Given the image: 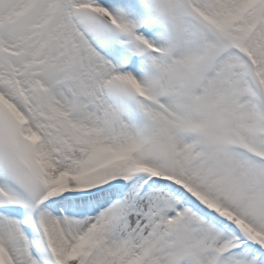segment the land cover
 Returning a JSON list of instances; mask_svg holds the SVG:
<instances>
[{
  "label": "snow or ice",
  "instance_id": "snow-or-ice-1",
  "mask_svg": "<svg viewBox=\"0 0 264 264\" xmlns=\"http://www.w3.org/2000/svg\"><path fill=\"white\" fill-rule=\"evenodd\" d=\"M0 264H264V0H0Z\"/></svg>",
  "mask_w": 264,
  "mask_h": 264
}]
</instances>
